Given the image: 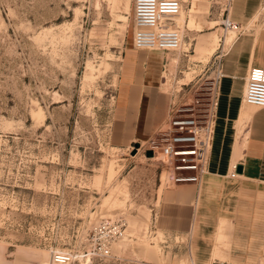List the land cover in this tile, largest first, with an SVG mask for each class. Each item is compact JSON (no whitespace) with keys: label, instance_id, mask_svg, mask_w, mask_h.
<instances>
[{"label":"rangeland","instance_id":"374dc122","mask_svg":"<svg viewBox=\"0 0 264 264\" xmlns=\"http://www.w3.org/2000/svg\"><path fill=\"white\" fill-rule=\"evenodd\" d=\"M180 1L191 29L177 23L179 47L158 49L164 114L131 154L113 128L132 0H0V264H59L52 251L77 254L67 264H189L186 236L156 230L152 215L165 185L198 168L232 33L227 0ZM263 24L258 8L233 35ZM177 135L195 137L167 157L162 146ZM102 217L123 218V235L87 258L85 237Z\"/></svg>","mask_w":264,"mask_h":264},{"label":"crops","instance_id":"0c3cea01","mask_svg":"<svg viewBox=\"0 0 264 264\" xmlns=\"http://www.w3.org/2000/svg\"><path fill=\"white\" fill-rule=\"evenodd\" d=\"M261 2L229 0L227 16L250 20ZM163 57L158 49H122L113 129L123 142L146 138L164 114ZM249 67L264 68V24L237 31L221 53L201 169L165 185L152 215L156 230L186 236L189 264H264V106L241 103Z\"/></svg>","mask_w":264,"mask_h":264},{"label":"built area","instance_id":"2783aa9c","mask_svg":"<svg viewBox=\"0 0 264 264\" xmlns=\"http://www.w3.org/2000/svg\"><path fill=\"white\" fill-rule=\"evenodd\" d=\"M180 0H132L133 27L131 32L132 45L143 49L174 50L179 47L182 39L180 28L176 22V15L180 8ZM229 0L224 13L223 23L227 27L237 29V23L231 21L227 16ZM260 9H264V0H262ZM218 65V64H217ZM219 74L216 69V78ZM214 90L212 95V108L209 121L206 124L203 140V150L200 152L202 158L198 168L190 175L185 177H176L177 179L193 178L194 173L201 169L204 159L205 148L208 145L214 106ZM241 100L248 105L255 107L264 106V68L249 67L245 74L244 85L241 94ZM195 136L177 135L167 140L163 144V152L169 157L178 150L174 147V141L193 139ZM141 146V145H140ZM139 143L137 148H140ZM158 146H151L152 154L156 153ZM136 148V150H137ZM147 148H143L145 150ZM173 180V181H174ZM124 219L120 217H102L92 224L85 237L87 249L85 256L104 257L110 253L111 243L123 235ZM77 254L72 251H52L51 259L54 262L63 263L71 261Z\"/></svg>","mask_w":264,"mask_h":264},{"label":"bare ground","instance_id":"6f19581e","mask_svg":"<svg viewBox=\"0 0 264 264\" xmlns=\"http://www.w3.org/2000/svg\"><path fill=\"white\" fill-rule=\"evenodd\" d=\"M180 3H181V1H180ZM193 10V4H192V7H190L189 8V11L191 12ZM183 10H182V8H181V4H180V8H179V10H178V14L176 15V20L178 21V19H179V21L177 22L179 25H181V27H182V30H183V28H184V18H183ZM229 18V17H228ZM181 24H180V23ZM187 22V21H186ZM186 28V27H185ZM227 28H229V29H231V33H232V35H233V33H235V31L238 29V28H240V27H238L237 29H233V28H231V27H227ZM186 29H191V28H189V27H187ZM230 35V37H228L227 38V40L229 41H231L232 40V38H233V36L235 35ZM182 40V39H181ZM228 41H227V43H228ZM182 46V45H181ZM244 103V102H243ZM156 155V153H153L151 156H155ZM150 156V157H151ZM147 158V157H146ZM59 264H67V262H63V263H59Z\"/></svg>","mask_w":264,"mask_h":264},{"label":"water","instance_id":"95a60500","mask_svg":"<svg viewBox=\"0 0 264 264\" xmlns=\"http://www.w3.org/2000/svg\"><path fill=\"white\" fill-rule=\"evenodd\" d=\"M137 146H138V142H137V141H134V142L132 143V147H131V149H130V153H131V154H133V153L136 151ZM144 155H145V156H151V155H152V151H151V149H149V148L145 149V150H144ZM236 169L239 170V169H240V166L237 165V166H236Z\"/></svg>","mask_w":264,"mask_h":264}]
</instances>
